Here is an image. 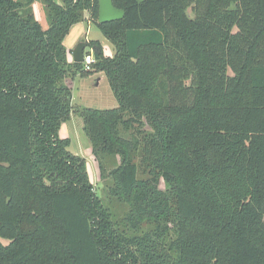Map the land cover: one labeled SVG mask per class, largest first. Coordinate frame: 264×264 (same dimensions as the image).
<instances>
[{"label": "trees", "instance_id": "trees-1", "mask_svg": "<svg viewBox=\"0 0 264 264\" xmlns=\"http://www.w3.org/2000/svg\"><path fill=\"white\" fill-rule=\"evenodd\" d=\"M33 2L0 0V264H264V0H113L105 23L43 0L46 28ZM87 19L115 51L86 41L89 68L64 45ZM95 71L116 107L72 104ZM72 112L120 218L59 135Z\"/></svg>", "mask_w": 264, "mask_h": 264}, {"label": "rangeland", "instance_id": "rangeland-1", "mask_svg": "<svg viewBox=\"0 0 264 264\" xmlns=\"http://www.w3.org/2000/svg\"><path fill=\"white\" fill-rule=\"evenodd\" d=\"M33 1V13L36 19L41 23L42 27L46 28L48 26V20L46 18V10L44 9L43 0ZM90 40H97L99 42L104 56L111 57L114 54L113 43L107 39L96 26H94L92 20H90L89 27H87L85 21L72 25L64 39V45L68 52V49L73 50L80 41L86 42ZM92 53V47L88 45L84 49V54H89L93 57ZM89 67L90 66H88V68ZM70 82L73 95L72 104L76 107L80 106L103 109L117 106L116 98L114 97L103 73L95 71L84 76L75 75L74 77H71ZM61 125L59 135L61 137H70L71 143L69 149L85 158L88 178L94 183L96 193L102 200V204L113 214L114 218H120L125 212L124 210L126 207L109 195V180H99L97 164L93 158L90 143L83 131L81 117L75 112H72L69 119ZM118 160L117 157L108 158L107 167L112 168L116 166ZM158 187L166 190L169 188V182L165 178H161Z\"/></svg>", "mask_w": 264, "mask_h": 264}, {"label": "water", "instance_id": "water-1", "mask_svg": "<svg viewBox=\"0 0 264 264\" xmlns=\"http://www.w3.org/2000/svg\"><path fill=\"white\" fill-rule=\"evenodd\" d=\"M124 16V10L114 6L113 0H98V23H105L114 20H119ZM86 42L80 41L72 50V60L74 62H83L84 49Z\"/></svg>", "mask_w": 264, "mask_h": 264}, {"label": "built area", "instance_id": "built-area-1", "mask_svg": "<svg viewBox=\"0 0 264 264\" xmlns=\"http://www.w3.org/2000/svg\"><path fill=\"white\" fill-rule=\"evenodd\" d=\"M93 57L89 54H84L83 64L86 68L93 62Z\"/></svg>", "mask_w": 264, "mask_h": 264}, {"label": "crops", "instance_id": "crops-1", "mask_svg": "<svg viewBox=\"0 0 264 264\" xmlns=\"http://www.w3.org/2000/svg\"><path fill=\"white\" fill-rule=\"evenodd\" d=\"M41 13V12H40ZM88 18V15L86 16ZM86 24H87V27H89V24H90V20L87 19L86 21ZM85 40V39H84ZM71 52L72 50L71 49H68V52H67V58L69 61H72V55H71ZM115 52V51H114ZM113 56V55H112ZM62 126V125H61ZM61 126H60V129H61ZM70 138V137H69Z\"/></svg>", "mask_w": 264, "mask_h": 264}]
</instances>
